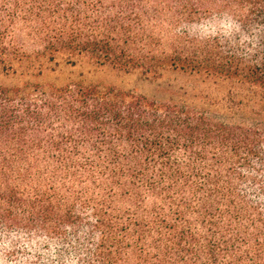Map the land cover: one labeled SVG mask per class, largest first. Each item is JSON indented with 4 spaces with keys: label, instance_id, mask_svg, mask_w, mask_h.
I'll list each match as a JSON object with an SVG mask.
<instances>
[{
    "label": "trees",
    "instance_id": "obj_1",
    "mask_svg": "<svg viewBox=\"0 0 264 264\" xmlns=\"http://www.w3.org/2000/svg\"><path fill=\"white\" fill-rule=\"evenodd\" d=\"M213 18L230 31L189 29ZM254 104L264 0H0V234L79 264H264V125L221 116Z\"/></svg>",
    "mask_w": 264,
    "mask_h": 264
},
{
    "label": "rangeland",
    "instance_id": "obj_2",
    "mask_svg": "<svg viewBox=\"0 0 264 264\" xmlns=\"http://www.w3.org/2000/svg\"><path fill=\"white\" fill-rule=\"evenodd\" d=\"M229 25L222 18H213L209 21H203L190 26L191 31H204L206 34H212L216 31H230ZM87 72L89 66L75 68L77 74L80 70ZM169 76V77H168ZM166 76L165 81H171L178 84H193L195 80L189 79L182 74H170ZM95 82L106 85H117L125 89H134L148 94H152L155 90L156 83H149L137 74L122 76L117 72L110 70H101L89 76ZM205 84L200 86L203 88ZM210 90L213 86L207 85ZM259 112L260 115L256 113ZM221 116L229 121L236 123L251 124L258 122L264 125V108L258 104L246 105L235 113L222 112ZM61 242H47L45 240L30 239L23 235L0 234V264H79V258L83 253L65 251L68 255L61 257Z\"/></svg>",
    "mask_w": 264,
    "mask_h": 264
}]
</instances>
